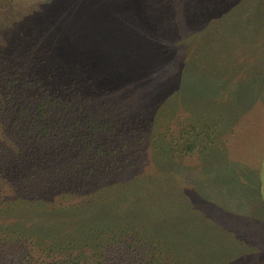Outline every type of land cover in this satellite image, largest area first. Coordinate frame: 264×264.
Here are the masks:
<instances>
[{
    "label": "trees",
    "instance_id": "trees-1",
    "mask_svg": "<svg viewBox=\"0 0 264 264\" xmlns=\"http://www.w3.org/2000/svg\"><path fill=\"white\" fill-rule=\"evenodd\" d=\"M66 1L0 0V264H256L264 167H238L221 137L264 91V57L231 78L239 55L264 54V0H136L146 44L185 73L153 113L163 83L139 85L122 53L93 62Z\"/></svg>",
    "mask_w": 264,
    "mask_h": 264
},
{
    "label": "rangeland",
    "instance_id": "rangeland-1",
    "mask_svg": "<svg viewBox=\"0 0 264 264\" xmlns=\"http://www.w3.org/2000/svg\"><path fill=\"white\" fill-rule=\"evenodd\" d=\"M140 3V2H139ZM136 0H68L65 3V9L72 12V25L74 30L85 35L84 47H91L94 50L87 49L89 51V58L95 63H101L106 68L108 66L107 59H104V55L108 56V52L122 53L125 59L128 61V68L132 67L135 71V81L139 85H150L153 88L155 83H163L156 92H152L156 101L155 108L146 109V111L153 113L158 106L163 105L167 101H170V97L173 96L175 89L180 85L181 79L184 76V69L179 67L180 56L171 53H165L163 49L156 50L148 44L146 29H149L145 22L140 18V4ZM70 29V28H68ZM72 30V28H71ZM86 32V33H85ZM70 40L78 44L77 34L71 31L68 35ZM199 37H197L198 39ZM264 38V37H262ZM215 39L211 36L205 37L201 45L211 47ZM247 41V40H244ZM264 42V39L260 40ZM244 42V43H249ZM261 44V43H260ZM264 44V43H263ZM196 43L193 42L191 50L195 49ZM96 48V49H95ZM247 55L249 58L242 59V55L237 57V60L241 65L236 69L235 74L232 76V80L246 75L249 65L256 58H263L262 47L258 48L250 47ZM262 48V49H261ZM98 52V53H97ZM245 56V55H244ZM128 57V58H127ZM236 58V57H235ZM91 61V62H92ZM121 67V66H120ZM139 68H142L140 74H138ZM167 70H166V69ZM198 71L197 79L190 85L188 91L193 92L192 96H196L198 99L208 98L211 95L212 90V70L206 69V67L195 68L196 74ZM134 74V73H133ZM166 77L171 79V85L166 86ZM165 79V80H164ZM162 80V81H161ZM180 80V82H179ZM179 83V84H178ZM189 85V84H188ZM166 87V88H163ZM187 86V84H186ZM218 86L217 80L215 87ZM148 88V87H147ZM208 90V92H206ZM218 92L221 95L228 94V89L218 87ZM217 92V93H218ZM224 92V93H223ZM137 93V92H136ZM219 93V94H220ZM257 99L246 108L244 112L240 114L236 122L225 131L222 135V143L226 146V156L229 160L234 162L238 167L249 168L258 173H262L264 167V91L257 92ZM133 98H137L135 94ZM186 99V98H185ZM221 99V97H220ZM176 99L175 102H177ZM152 104V103H151ZM177 105V103L175 104ZM178 115L171 121V128H180L182 124L188 125V114L181 113L178 109ZM155 126V130H162ZM148 156V154H147ZM147 156H145L147 158ZM183 163L189 165L194 161V157L184 156ZM148 159V158H147ZM143 172H147V169H142ZM177 184L182 186L191 187L192 180L187 178L186 181L182 174L175 175ZM264 193V186L262 187ZM263 203V204H262ZM260 204L264 205L263 198L260 199ZM256 264H264V253L258 256Z\"/></svg>",
    "mask_w": 264,
    "mask_h": 264
}]
</instances>
